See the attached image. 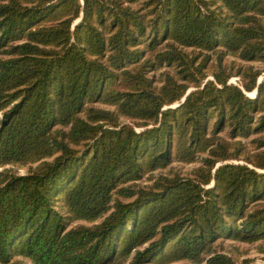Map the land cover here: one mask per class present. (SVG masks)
<instances>
[{"label":"trees","instance_id":"1","mask_svg":"<svg viewBox=\"0 0 264 264\" xmlns=\"http://www.w3.org/2000/svg\"><path fill=\"white\" fill-rule=\"evenodd\" d=\"M229 55L264 63V0H0V264H258L220 244L264 254V79Z\"/></svg>","mask_w":264,"mask_h":264},{"label":"rangeland","instance_id":"2","mask_svg":"<svg viewBox=\"0 0 264 264\" xmlns=\"http://www.w3.org/2000/svg\"><path fill=\"white\" fill-rule=\"evenodd\" d=\"M187 51H191V50L187 49ZM224 60L228 65H230V66L233 65V69H232L233 71H235L238 68L239 64L252 65L255 69H258L260 71V75L258 76V79L259 78L264 79V63H261V62H244L241 59H239L235 56H232V55L226 56ZM161 70H163V69H160L159 71H156V72H149V76L152 75V76L156 77ZM207 77L211 78V75L209 74ZM238 80H239V76H231L229 78V82H233V83H236ZM188 90H191V88ZM250 93H249V95H252V93L254 94L253 91L251 94ZM95 106L101 107V108H108V107L101 105V104H95ZM221 135H223V133H221ZM198 165H199V162H194V163H190V164H183V163H180L178 161H173L167 168L162 169V170L153 171L151 174L147 173V174L143 175L142 177H140L139 179H137L136 181L127 182L126 185L131 184L133 182H136L135 184H138V186H146L152 182V179L150 180L148 176L152 175L154 177V176H157L159 173H164V174L179 173L182 175V174L190 172L191 170H193ZM32 166L35 167L36 164H32ZM5 167H11L13 172H16L19 174H24L28 170V166H24V167L5 166ZM3 168L4 167H0V170ZM76 223H78V224L84 223L85 224L86 222L78 221ZM219 243H220V241L218 242V244ZM220 244L225 246V247H228V248L235 244V246L238 249L237 250L232 249V254L234 257L236 256L240 260L243 258H253L254 262H256L258 264H264V254L257 252V249H256L257 243L245 244V243H232L231 241H221ZM239 252H240V254H238ZM14 260H19L20 262L18 264H30V262L28 260L23 259V258H16ZM122 264H128V261H124ZM146 264H150V263H146ZM173 264H191V263L181 261V262H177V263H173Z\"/></svg>","mask_w":264,"mask_h":264},{"label":"water","instance_id":"3","mask_svg":"<svg viewBox=\"0 0 264 264\" xmlns=\"http://www.w3.org/2000/svg\"><path fill=\"white\" fill-rule=\"evenodd\" d=\"M261 80V78H259L258 79V81H260ZM190 90H188L186 93H188ZM255 94V93H254ZM184 97H185V95L183 96V98L181 99L182 101L184 100ZM175 105H177V104H175ZM175 105H173V106H175Z\"/></svg>","mask_w":264,"mask_h":264},{"label":"bare ground","instance_id":"4","mask_svg":"<svg viewBox=\"0 0 264 264\" xmlns=\"http://www.w3.org/2000/svg\"><path fill=\"white\" fill-rule=\"evenodd\" d=\"M253 94V93H252Z\"/></svg>","mask_w":264,"mask_h":264}]
</instances>
